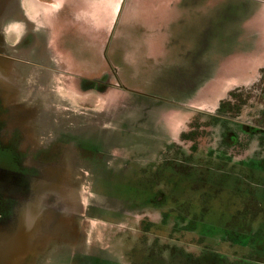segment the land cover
<instances>
[{
    "label": "flooded vegetation",
    "instance_id": "af4514ba",
    "mask_svg": "<svg viewBox=\"0 0 264 264\" xmlns=\"http://www.w3.org/2000/svg\"><path fill=\"white\" fill-rule=\"evenodd\" d=\"M55 1L47 17L32 0H0V58L7 61V68L0 63V253L12 247L5 244L20 219L17 205L37 194L34 180H42L40 191H46L50 180L71 172L81 176L78 183L88 181L99 198L91 197L80 214L49 198L42 204L49 213L41 215L42 229L32 221L20 235L26 237L21 243H28V235L51 238L52 260L108 264L106 248L97 249L90 240L91 224L98 221L115 228L107 238L118 258L109 264H264V110L253 122L239 120L250 99H243L251 90L245 86L229 92L213 114L202 111L199 102V94L221 75L251 76V61H264V51L239 59L237 53L216 54L211 29L202 27L191 39L186 18L175 22L180 37H167L172 21L160 16L185 0ZM200 1L188 4L199 8ZM139 3L156 13L152 20L133 21L141 26L135 27L138 35L145 30L152 37L133 43L139 52L148 46V53L131 69L117 39L126 11ZM173 49L189 63L188 70L167 78V52ZM235 61H243L248 72L224 69ZM260 73L264 82V67ZM58 78L62 88L75 80L82 92L120 91L129 102L105 107L99 119L93 117L97 109L85 107L93 115L76 131L71 109L64 107L68 113L61 118L54 103ZM167 93L177 97L171 101ZM261 98L264 107V94ZM167 105L191 115L185 126L190 130L178 141L167 125Z\"/></svg>",
    "mask_w": 264,
    "mask_h": 264
},
{
    "label": "rangeland",
    "instance_id": "374dc122",
    "mask_svg": "<svg viewBox=\"0 0 264 264\" xmlns=\"http://www.w3.org/2000/svg\"><path fill=\"white\" fill-rule=\"evenodd\" d=\"M28 1L31 2V0ZM32 1H34L36 5L43 7V11L47 17L58 5L57 1L55 0L51 1L53 5L47 4L46 2L41 3L37 0ZM258 1L259 2H248L247 0H204L200 1V3L197 5L199 8H193L190 5H195L197 3L188 4V0H185L183 4H180L179 6L177 5L178 7H172V10L168 14L161 15V13H159V15H161L160 18L163 21H172L171 23H167V37H173L174 39L179 38L180 34L177 32V25H175V22L178 19L186 18L189 23H185V25H183L184 28L186 27L189 38L195 39V33H197L200 28H209L213 32L212 38L214 40V43L211 42V49L216 54L218 51L221 54H227L229 52L237 53L238 58H236L239 59L240 56H248L250 54L256 55V53L264 51V0ZM126 13L123 18V24L121 22V26H123L122 35H119L117 41L120 42V44L123 42L125 46L124 50L126 51L125 54L129 55V66L131 69H135V63L137 68L139 64V62H137L138 60L136 59H142L143 57H141V55L148 53V46H146V51L139 52L141 47H138L133 43L137 40L148 39L152 37V34L148 33L145 36V30H141L140 35H138L135 31V27L137 25H135L133 21H140V18H142V21H149V19L152 20L155 18L154 14L156 12H154L148 6H143L139 3L138 7L128 10V16ZM126 19L129 23H127ZM48 21L50 20H46L44 17L42 22L45 27H49ZM146 25L150 26L152 24L146 23ZM48 33L49 38L52 39L51 44L56 45L57 36L53 37L51 35V31ZM121 37H123V40ZM219 42H221L223 46L219 45ZM175 45L177 46L176 42L173 44V46L175 47ZM158 52L161 51L158 50ZM179 53V50L175 51V49L171 51V54H168L167 52V78L175 75L178 76L181 72L188 70L189 63L187 61L181 60ZM137 55H140V57ZM236 61L228 64L224 69L226 70L227 68H230L232 71H235L238 74L247 73L248 69L245 63L243 61ZM251 62L252 65L249 67V70L252 71L251 76H248L247 78L242 77L236 79L227 78L226 76L221 75L217 81L211 83L210 86L205 89V91L201 92L199 96H201L202 99L199 102H203L201 103L202 111L213 114L216 112L219 102H221L223 99L226 100L229 92L236 88H243L244 86L251 87V90L248 89L246 92H244L245 98H243H250L249 103L245 107L243 106L241 108V112L238 116L239 120L243 122L246 121L248 123L255 121V119L258 118L264 110L261 98V96L264 94V82H261L259 78L261 74L260 70H262L264 67V61H256V59H253ZM0 63L2 67L5 64L7 65V61L3 57L0 58ZM161 72L163 71L161 70ZM141 74L142 73L139 75ZM223 75H225V73H223ZM142 76H144V74H142ZM128 78L131 84L133 82V78ZM144 78L147 77H141L140 79L143 80ZM58 81L59 90L57 96H53L54 103L56 102L60 108L61 118L67 116L65 112L68 113L64 107H69L71 109V112L74 115L73 121L76 131L84 130L89 118L93 115L87 113L85 107L97 109V112H95L93 117L99 119V113L105 107L108 106L112 107L113 109H119L118 107L121 106V101H123L125 97L124 95H126L120 91L117 93L109 92L106 95H100L94 92L85 93L80 91L77 84H74L75 80L74 82L72 80L70 83H68L69 85L65 88H62L61 82L63 79L58 78L57 82ZM173 81H175L173 82V85L178 88L180 85V79L176 78L173 79ZM241 94H243V92H241ZM127 96L130 100H132V102L134 101L132 95ZM167 97H169V100L173 101V98L177 97V94L167 93ZM124 101L129 102L127 98L124 99ZM171 108L173 107L167 105V125H170L171 128V138L177 139L178 141L180 140L179 135L181 133H183L185 130H190V127L186 129L185 126L189 125L187 118H191V115H183L180 111H176ZM95 129L98 128L96 127ZM204 129L205 131L210 130L209 127H204ZM79 178H81V176L74 175L71 172L69 174L68 172L62 173L59 180H50V185H45L44 189H46V191H40L43 186L42 180H34L35 183L38 182L36 184L37 187L40 185L37 194L30 202H20L19 205H17L18 208L15 213L18 214V217L20 216V219L18 218L17 220V227L14 229L15 233L9 235L11 238H7L8 242L5 244L9 245L11 243L10 245L12 247L10 248L9 246H6L5 248L8 249H6L3 253H0V264H67L66 261L57 262V260L55 261L51 259L52 253L56 249V244L50 241L51 238L39 240L36 238V236L28 235V243H21L20 239L25 241L26 237H21L20 235L25 234L24 230L31 228V224L29 226L27 224L29 222L31 223L32 221L34 222L32 224L35 225L36 230L42 229L43 225L41 215L44 217L45 214H49L45 210L42 211V204L46 203V201H49L47 200L49 198L55 197L59 200L65 201V203L70 204V206H74V208H76V214H80L84 211V208L90 204L89 199L91 197L92 199L99 198L97 195L93 194L94 190L88 188V181L84 182L81 180L83 183H78V181H80ZM18 210H20L19 213ZM32 217L35 218V220H32ZM39 221L40 227L38 226L37 228ZM100 223L98 221L92 222L90 227V240L94 246H97V249L101 247L106 248V252L104 253L108 264L110 262L114 263L118 258L117 250L112 248L107 236H109L110 230L115 228ZM86 229H88V227H86ZM252 239H254V235L252 236ZM1 251H3V249ZM8 251L10 252L9 254H7Z\"/></svg>",
    "mask_w": 264,
    "mask_h": 264
},
{
    "label": "water",
    "instance_id": "95a60500",
    "mask_svg": "<svg viewBox=\"0 0 264 264\" xmlns=\"http://www.w3.org/2000/svg\"><path fill=\"white\" fill-rule=\"evenodd\" d=\"M251 1H252V2H255V1H256V2H259L258 0H248V2H251ZM263 20H264V19H263ZM263 23H264V22H263ZM3 68H7L6 64L3 66ZM0 69H2L1 66H0Z\"/></svg>",
    "mask_w": 264,
    "mask_h": 264
},
{
    "label": "crops",
    "instance_id": "0c3cea01",
    "mask_svg": "<svg viewBox=\"0 0 264 264\" xmlns=\"http://www.w3.org/2000/svg\"><path fill=\"white\" fill-rule=\"evenodd\" d=\"M114 15V13H112V16ZM107 16H108V18L111 16V12H109L108 10H107ZM111 20H109L108 19V23L110 22Z\"/></svg>",
    "mask_w": 264,
    "mask_h": 264
}]
</instances>
